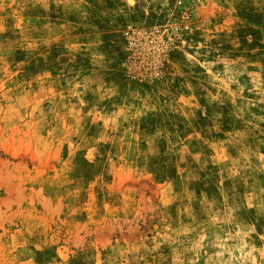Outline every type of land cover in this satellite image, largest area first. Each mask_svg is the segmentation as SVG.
I'll list each match as a JSON object with an SVG mask.
<instances>
[{"label": "rangeland", "instance_id": "1", "mask_svg": "<svg viewBox=\"0 0 264 264\" xmlns=\"http://www.w3.org/2000/svg\"><path fill=\"white\" fill-rule=\"evenodd\" d=\"M0 264H264V0H0Z\"/></svg>", "mask_w": 264, "mask_h": 264}]
</instances>
